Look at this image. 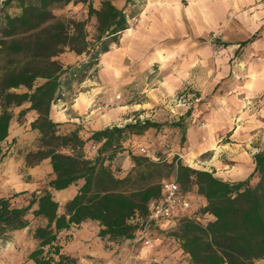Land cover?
<instances>
[{
  "label": "trees",
  "instance_id": "1",
  "mask_svg": "<svg viewBox=\"0 0 264 264\" xmlns=\"http://www.w3.org/2000/svg\"><path fill=\"white\" fill-rule=\"evenodd\" d=\"M72 1L86 4L85 18L53 12ZM134 2L124 0L118 7L112 0H100L95 7L91 0L0 1V143L8 135L11 106L28 102L18 114L29 109L36 112L30 126L38 131V143L35 150L26 152L25 163L48 158L53 173L48 186L55 190L81 180L62 211L48 188L32 190L23 205L13 204L10 196H0V241L28 226L27 214L31 213L44 220L31 229L36 243L28 253L31 264H72L74 258L61 251V231L92 219L97 221L101 238H133L137 222L131 217L147 213L150 198L161 193V179L173 171L180 187L196 185L205 199L199 212L213 216L204 222L182 217L169 232L190 264H256L264 259V148L252 153L253 168L243 179H224L213 170L185 164L177 157L169 162L138 154H131L132 169L120 175V167H113L111 161L122 138L158 127L160 122L136 116L121 125L92 129L83 138L77 128L59 132L60 122L50 115L52 103L62 95V79L82 76L109 49L138 11L131 9ZM8 6L17 10L11 13ZM91 17L95 18L90 36L93 42L87 30ZM66 47L84 57L65 67L55 56ZM38 77L43 81L34 85ZM21 86L26 89L11 90ZM189 113L188 108L185 114ZM181 122L178 118L171 124L179 126ZM87 141L97 147L93 157L84 153ZM106 152V157L102 156Z\"/></svg>",
  "mask_w": 264,
  "mask_h": 264
},
{
  "label": "rangeland",
  "instance_id": "2",
  "mask_svg": "<svg viewBox=\"0 0 264 264\" xmlns=\"http://www.w3.org/2000/svg\"><path fill=\"white\" fill-rule=\"evenodd\" d=\"M91 1L96 7L100 0ZM113 1L122 4L124 0ZM142 4V0H135L131 9L138 10ZM7 10L13 13L17 9L8 6ZM53 12L82 19L87 16V7L81 1H72L54 8ZM94 24L95 18L91 17L87 23L90 42H93L90 36L95 31ZM138 49L136 46L111 44L108 52L100 54L82 76L69 81L62 79V95L53 104L57 111L65 112V116L72 119L61 121L58 131L63 133L77 128L80 129L79 135L85 138L97 126L122 124L123 119L130 118L127 121H131L136 116L149 118L161 125L140 133H128L116 147L117 151L127 150L124 154L129 155L132 163L131 154L169 162L177 157L185 164L213 170L218 176L233 177L231 172L238 161L235 155L239 152L247 155L254 147L264 144V110L261 109L264 93L247 95L241 87L234 85L236 87L227 95L185 94L173 87L177 81L175 76L183 64L151 61L145 65ZM242 53L243 48L238 47L233 59L242 57ZM83 57L84 54H77L67 47L55 56L65 67ZM237 78L241 81V76L235 75ZM42 81L38 77L34 85ZM25 89L21 86L11 90ZM28 104L23 102L11 106L13 122L10 135L0 143V196H10L13 204L23 205L32 190L48 188L60 204L59 211H62L70 193L48 186V180L53 177L49 159L44 158L32 165L25 163L26 152L35 150L38 143V131L30 126L34 111L18 114ZM215 105L226 109L213 110ZM188 108L190 113L186 115ZM212 115L213 119L210 118ZM178 118L182 120L181 125L171 124ZM188 128L189 139L184 142ZM202 135L205 136L204 147H192V143ZM96 148L87 141L84 153L93 157ZM106 154L102 156L106 157ZM111 162L113 167H120L119 174L132 169L123 168L120 157L116 161L112 158ZM167 177L173 178L174 172H168ZM74 185L78 186V182ZM181 189L194 205L193 213L198 214L201 221H206L199 212L200 199L192 185L181 186ZM27 217L30 220L28 226L11 232L7 239L0 241V264L32 263L28 253L36 243L31 229L44 220L31 213ZM165 222L161 221L149 230L152 242L146 244L141 238L134 237L120 241L101 238L97 233V222L85 220L60 232L61 251L74 258L72 264H187L182 253L176 252V242L169 233L174 225L166 226ZM257 264H264V261Z\"/></svg>",
  "mask_w": 264,
  "mask_h": 264
},
{
  "label": "crops",
  "instance_id": "3",
  "mask_svg": "<svg viewBox=\"0 0 264 264\" xmlns=\"http://www.w3.org/2000/svg\"><path fill=\"white\" fill-rule=\"evenodd\" d=\"M142 1V6L134 16L128 19V27L123 29L118 34L117 40L112 41L110 45L118 43L138 47V53L143 57L141 62L145 65L151 61L183 64L182 70L175 76L177 81L174 82L173 87L176 86L185 94L227 95L230 89L236 86L241 87V91L243 90L247 95L264 93V0ZM116 5L122 7L124 1ZM242 41H246L245 44H242ZM238 47L243 48V53L242 57L235 60L233 55ZM239 68L242 69L238 71ZM235 75L241 76V81L239 78L235 79ZM202 78L204 81L201 80ZM54 105L52 103L50 108V115L54 120L61 122L72 119V117L67 118L65 112L57 111ZM216 109H226V107L215 105L213 110ZM261 109L264 110V105ZM35 115L34 111V117ZM210 118L213 119V115ZM127 119L130 118L123 119L122 124ZM12 122L13 117L9 122L8 135L3 141L10 135ZM106 125L111 124L97 126L94 129ZM188 134L189 128L184 133V142L187 138L189 139ZM204 143L205 136L202 135L196 139L195 143H192V147L201 148L204 147ZM188 144L190 145V142ZM263 148L264 144L254 147L247 155L237 153L235 157L238 161L231 172L233 177L222 178L237 180L246 177L253 168L252 153ZM125 151L128 152L127 150L116 151L114 161L119 160L120 157L123 159V168L132 167L133 163L129 155L124 154ZM80 183L81 180L78 181V185ZM192 187L202 207L205 199L197 192L195 184ZM76 188L77 185L70 184L59 190L68 191L70 193L68 198H70ZM202 216L207 219L213 217L209 213H202ZM175 223L176 221L167 220L165 225ZM172 239L176 242V252L182 253L184 260L190 264L188 255L182 251L178 241L174 237ZM261 260L264 261V259H258L256 264Z\"/></svg>",
  "mask_w": 264,
  "mask_h": 264
},
{
  "label": "built area",
  "instance_id": "4",
  "mask_svg": "<svg viewBox=\"0 0 264 264\" xmlns=\"http://www.w3.org/2000/svg\"><path fill=\"white\" fill-rule=\"evenodd\" d=\"M141 149L144 150L143 147ZM160 183L161 193L157 197L150 198L147 203V213L143 216L135 213L130 219L132 222H137L134 238H141L146 244L152 242L149 230L161 221H177L182 217L200 220L199 215L193 213L192 202L174 177L162 178Z\"/></svg>",
  "mask_w": 264,
  "mask_h": 264
}]
</instances>
